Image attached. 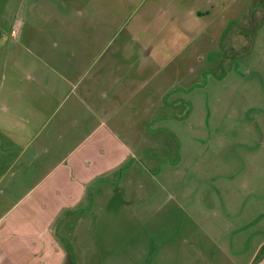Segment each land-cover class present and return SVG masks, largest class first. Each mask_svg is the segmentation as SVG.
Here are the masks:
<instances>
[{
	"label": "rangeland",
	"instance_id": "obj_1",
	"mask_svg": "<svg viewBox=\"0 0 264 264\" xmlns=\"http://www.w3.org/2000/svg\"><path fill=\"white\" fill-rule=\"evenodd\" d=\"M167 1L0 0V122L19 110L34 132L47 121L61 127L68 114L90 111L83 99L110 122L115 135L103 130L98 139L104 150L116 148L120 163L87 186L80 210L60 215L42 259L20 254L8 264H258L264 257V0H226L209 15L207 0ZM173 19L185 30L184 40H171L178 50L150 47L176 60L117 57L119 45L144 40L130 41L127 32L111 34L105 51L87 41L104 27L131 30L148 20L152 29ZM220 23L229 25L224 36ZM238 29L249 34L233 44ZM190 40L192 54L184 52ZM127 68L138 86L114 99ZM89 120L68 149L97 124Z\"/></svg>",
	"mask_w": 264,
	"mask_h": 264
},
{
	"label": "crops",
	"instance_id": "obj_2",
	"mask_svg": "<svg viewBox=\"0 0 264 264\" xmlns=\"http://www.w3.org/2000/svg\"><path fill=\"white\" fill-rule=\"evenodd\" d=\"M231 1L238 3L242 0ZM218 7L225 8L226 0H207L205 13L209 15L210 10L218 11L220 9ZM151 22L141 21L139 23L148 27L135 26L131 30L127 29L129 24H126L125 28L119 26L114 32H107L108 35L107 28L104 27L105 34L98 32L93 38H87V41L91 46L102 47L105 51L108 42L112 41L111 34L115 36L127 32L129 36L127 38L130 41L137 42V38H144V40L139 41L142 43L135 48H129L128 45L123 48V45H119L117 57L136 59L139 56L143 57L146 53L149 55L146 57L147 60H174L177 58L176 55L163 57L158 54L173 55L172 51L176 52L178 48H171L170 45L173 43L171 40H184L185 36L182 32L185 30L180 31L182 29L179 28L178 21L175 19L167 24L164 22L163 25L158 22V26L150 29ZM219 26L221 36H224L228 32L229 25L220 23ZM155 27L158 28L157 31L154 30ZM112 28L109 27L108 30ZM245 32V29H238L229 40L231 39V43L235 44L239 42L243 34H249ZM191 41L184 45L185 53L192 54ZM157 42L163 43L162 50L158 54L150 47ZM233 47L235 50L236 45ZM216 51L218 50L215 49L212 54L222 55ZM120 53L121 56H119ZM77 66L75 64L74 68ZM104 69L108 68L103 67L100 71ZM65 70L70 71L71 66ZM123 71L124 73H119L115 79L118 84L114 99L124 98L125 93L132 90L131 95H133L138 86V78H135L136 71L130 68ZM60 77L66 80L67 76L63 74ZM120 87L122 91L118 92ZM106 97L109 99L108 96ZM79 102L82 108L90 111L86 114L77 113V117L81 116L79 119L68 114V121H64L61 127L57 128H55L56 125L53 128L50 127L52 121H47L43 126L41 125L43 131L39 130V132H34V127L30 126L31 124L25 121V118L21 119L19 110L17 114L4 113L3 120L0 122L2 132L0 139V264H8L9 261L18 259L20 254L25 261L42 259L45 246L50 241L53 226L60 223V215L64 211L76 212L81 209L86 199L87 186L98 179L96 176L102 175L104 168L110 171L120 169V163L116 162L119 156L116 158L114 155L116 148L104 150L105 142L98 139V134L103 130L105 132L108 130L110 135L112 133L115 135L113 128L109 127L110 122L106 121V117L96 115L95 106L93 107L91 102L83 99ZM57 113L55 112V115ZM92 117L97 124L89 128L87 138L81 142L74 141L68 149L67 142L73 140L79 131H84ZM109 119L111 120V117ZM11 132L14 133L13 136H10ZM27 134H29L28 137ZM102 137L106 138V134ZM95 143L100 144L101 147L95 148ZM134 154L133 152V157ZM69 184H75L76 187H70ZM263 261L264 257L258 264H262ZM255 263L257 260L254 261Z\"/></svg>",
	"mask_w": 264,
	"mask_h": 264
}]
</instances>
